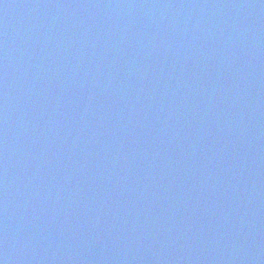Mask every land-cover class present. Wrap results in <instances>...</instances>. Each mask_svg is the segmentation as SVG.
<instances>
[{
	"label": "water",
	"instance_id": "water-1",
	"mask_svg": "<svg viewBox=\"0 0 264 264\" xmlns=\"http://www.w3.org/2000/svg\"><path fill=\"white\" fill-rule=\"evenodd\" d=\"M0 264H264V0H0Z\"/></svg>",
	"mask_w": 264,
	"mask_h": 264
}]
</instances>
